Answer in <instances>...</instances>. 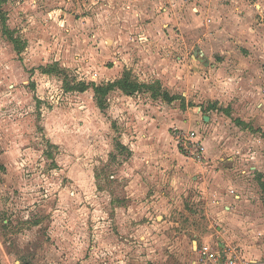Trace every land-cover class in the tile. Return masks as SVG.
I'll return each instance as SVG.
<instances>
[{
	"label": "rangeland",
	"instance_id": "obj_1",
	"mask_svg": "<svg viewBox=\"0 0 264 264\" xmlns=\"http://www.w3.org/2000/svg\"><path fill=\"white\" fill-rule=\"evenodd\" d=\"M148 1L0 0V264L246 250L264 218V0Z\"/></svg>",
	"mask_w": 264,
	"mask_h": 264
},
{
	"label": "crops",
	"instance_id": "obj_2",
	"mask_svg": "<svg viewBox=\"0 0 264 264\" xmlns=\"http://www.w3.org/2000/svg\"><path fill=\"white\" fill-rule=\"evenodd\" d=\"M147 2L149 3L148 0H147ZM151 6H152V4L147 6L146 13H154V7H151ZM146 24H149V23H146ZM193 131H195V130H193ZM196 133H197V139L199 141H201L205 146L204 161L203 162H196V161L190 159L189 157H187V158L189 160L194 161V163H196V164H205L208 161V159L206 157V145L203 142V139L199 136L198 132H196ZM239 199H240V197H239ZM241 211L243 212L242 209H241ZM263 212H264V210H263ZM231 216L232 217H229L228 220L233 219V221H237V220H235L237 217H234L233 215H231ZM238 218H240V217H238ZM248 218L250 220L249 221L250 226L254 227V228L250 232H248V235H251V237L249 236L248 238H246L244 240V247L246 249L245 251H243L240 248H232V247L228 246L227 244H225L224 242H222L221 244H219V243H216V244L205 243V244L210 245L214 250H216L219 254H221L224 257H229L232 254L236 253V255L239 258H241L245 262V264H264V240L260 239V241L257 242V235H256V233L258 234V232L261 228V224L264 222V218L258 217L254 214H249ZM255 235H256V237H255ZM253 239H255V241ZM198 264H202L201 257H200V263H198Z\"/></svg>",
	"mask_w": 264,
	"mask_h": 264
},
{
	"label": "built area",
	"instance_id": "obj_3",
	"mask_svg": "<svg viewBox=\"0 0 264 264\" xmlns=\"http://www.w3.org/2000/svg\"><path fill=\"white\" fill-rule=\"evenodd\" d=\"M175 139L184 154L196 162L204 161L205 146L197 139L195 131L176 130ZM202 264H245L236 253L229 257H224L214 250L210 245L204 244L200 249Z\"/></svg>",
	"mask_w": 264,
	"mask_h": 264
},
{
	"label": "trees",
	"instance_id": "obj_4",
	"mask_svg": "<svg viewBox=\"0 0 264 264\" xmlns=\"http://www.w3.org/2000/svg\"><path fill=\"white\" fill-rule=\"evenodd\" d=\"M86 87H87V86L84 84L83 87H82L81 92H82V91H83V92L86 91ZM122 90H123L124 92L127 91L125 88H122ZM128 93H130V92L128 91ZM101 105H102V104H101ZM101 105H100V106H101ZM101 108H103V105L101 106Z\"/></svg>",
	"mask_w": 264,
	"mask_h": 264
}]
</instances>
